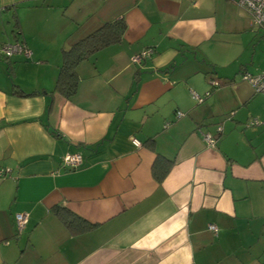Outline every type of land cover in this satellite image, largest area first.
<instances>
[{
  "label": "crops",
  "instance_id": "crops-1",
  "mask_svg": "<svg viewBox=\"0 0 264 264\" xmlns=\"http://www.w3.org/2000/svg\"><path fill=\"white\" fill-rule=\"evenodd\" d=\"M116 19L121 40L54 90L61 49ZM262 33L236 0H0V45L31 51L0 54V264H264V92L241 79L264 71ZM56 205L91 227L72 235Z\"/></svg>",
  "mask_w": 264,
  "mask_h": 264
},
{
  "label": "trees",
  "instance_id": "trees-1",
  "mask_svg": "<svg viewBox=\"0 0 264 264\" xmlns=\"http://www.w3.org/2000/svg\"><path fill=\"white\" fill-rule=\"evenodd\" d=\"M125 30L126 23L124 20L116 19L107 21L91 33L73 43L70 47L62 48L61 62L54 90L67 98L71 97L76 91L78 84V64L92 57L100 49L119 42ZM15 91L22 93L17 89H15ZM145 143L149 146H153V139L148 138ZM171 164V160L158 155L151 168L153 178L158 182L162 181L169 172ZM53 211L72 235L80 234L91 227L90 223L63 206L56 205L53 207Z\"/></svg>",
  "mask_w": 264,
  "mask_h": 264
},
{
  "label": "built area",
  "instance_id": "built-area-1",
  "mask_svg": "<svg viewBox=\"0 0 264 264\" xmlns=\"http://www.w3.org/2000/svg\"><path fill=\"white\" fill-rule=\"evenodd\" d=\"M237 5L243 9L252 19V21L264 32V0H236ZM154 49L146 48L140 51L139 53L131 56L130 61L135 64L141 63L143 60L147 59L153 54ZM0 54L5 57H10L14 54H22L25 57H30L31 51L27 46H25L22 42L15 41L12 43H3L0 45ZM241 79L250 83V85L254 88L256 92H264V71H261L256 74H252L247 71L241 72ZM210 84L213 87L219 86L220 81L217 79L210 80ZM191 96L197 102H202L205 95L209 94V91L205 93V95H199L193 90H190ZM178 116H181V112H177ZM248 124H259L257 119H252ZM201 131V130H200ZM216 131L220 133L221 126L218 125L216 127ZM202 138L204 142L210 146L215 145V139L213 135L209 132L201 131ZM131 142L135 146L140 145V141L134 137H131ZM82 162V157L78 152H67L62 157V164L65 167L76 168ZM7 171L4 169H0V178L7 176ZM27 221V214L24 212H17L14 214V224L16 227V231L20 232ZM208 229L217 234L218 228L215 224H208Z\"/></svg>",
  "mask_w": 264,
  "mask_h": 264
},
{
  "label": "rangeland",
  "instance_id": "rangeland-1",
  "mask_svg": "<svg viewBox=\"0 0 264 264\" xmlns=\"http://www.w3.org/2000/svg\"><path fill=\"white\" fill-rule=\"evenodd\" d=\"M262 34H264V33H262Z\"/></svg>",
  "mask_w": 264,
  "mask_h": 264
}]
</instances>
